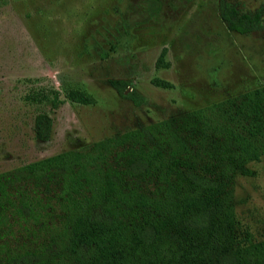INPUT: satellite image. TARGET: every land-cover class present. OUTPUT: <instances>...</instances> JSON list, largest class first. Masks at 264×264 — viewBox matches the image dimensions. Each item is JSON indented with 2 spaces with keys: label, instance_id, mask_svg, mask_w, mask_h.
<instances>
[{
  "label": "trees",
  "instance_id": "1",
  "mask_svg": "<svg viewBox=\"0 0 264 264\" xmlns=\"http://www.w3.org/2000/svg\"><path fill=\"white\" fill-rule=\"evenodd\" d=\"M217 11L229 31L262 27V5L218 0ZM109 84L142 101L125 80ZM23 99L94 102L74 87ZM51 125L37 113L34 136L47 140ZM263 154L264 83L1 171L0 264H264V235L241 225L234 201V178Z\"/></svg>",
  "mask_w": 264,
  "mask_h": 264
},
{
  "label": "rangeland",
  "instance_id": "2",
  "mask_svg": "<svg viewBox=\"0 0 264 264\" xmlns=\"http://www.w3.org/2000/svg\"><path fill=\"white\" fill-rule=\"evenodd\" d=\"M252 11L264 0H229ZM218 0H0V172L235 95L264 83L262 27L226 29ZM160 62L156 66V60ZM123 79L135 105L110 86ZM165 81L161 87L153 81ZM74 87L89 105L23 96ZM52 119L47 140L37 113ZM234 178L235 211L264 235V154Z\"/></svg>",
  "mask_w": 264,
  "mask_h": 264
}]
</instances>
